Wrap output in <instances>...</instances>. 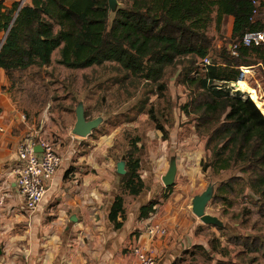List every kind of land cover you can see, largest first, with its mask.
I'll use <instances>...</instances> for the list:
<instances>
[{
    "label": "trees",
    "instance_id": "trees-1",
    "mask_svg": "<svg viewBox=\"0 0 264 264\" xmlns=\"http://www.w3.org/2000/svg\"><path fill=\"white\" fill-rule=\"evenodd\" d=\"M119 1L112 11L107 0H14L10 7L0 0V30L8 29L0 43V68L9 75L15 69L48 65L58 49L56 61L70 68L113 61L131 74L158 81L165 66L179 57L194 64L195 57L208 55L212 37L205 29L210 20L219 25L232 19L227 43L240 40L248 29L263 26L250 19L251 0ZM227 43L221 46L219 59H211L204 75H190V68L183 81L192 93L181 108L186 112L190 105L196 127L207 136L205 146L211 156L201 161L202 169L217 171L239 162L246 174L230 177L217 189L232 192V184L240 182L242 189L247 187L258 197L257 212L264 216V101L245 78L240 81L250 89L248 96L231 91L228 85L237 81L239 65L264 66V45H240L233 55ZM214 80L222 81L221 86ZM164 87L160 82L159 88ZM157 127L166 136L163 125ZM137 162L122 177L139 175L134 173ZM121 213L116 196L107 215L114 229L122 226L117 219ZM229 241L264 256L260 238L230 236Z\"/></svg>",
    "mask_w": 264,
    "mask_h": 264
},
{
    "label": "rangeland",
    "instance_id": "rangeland-1",
    "mask_svg": "<svg viewBox=\"0 0 264 264\" xmlns=\"http://www.w3.org/2000/svg\"><path fill=\"white\" fill-rule=\"evenodd\" d=\"M13 1L3 0V4L10 7ZM20 1L24 3L25 0ZM231 25V18L228 17L226 22L219 25L212 19L206 26L205 32L212 37L208 53L211 59H219L220 48L228 41ZM4 34L5 31L0 30V43ZM57 57L58 49H55L48 65L15 69L9 75L5 72L8 82L3 87L11 93L15 107L30 122H38L45 112L55 121L57 129L70 131L78 104L83 107L87 119L99 117L98 125L89 134L78 135L81 141L77 143L75 156H87L94 144L98 141L101 144V140L109 136L110 142L105 149L107 142L95 145L90 151L94 157L104 149L97 156L98 165L95 167L104 169L105 179L110 181L113 169L117 172L116 161L122 156L125 169L129 170L138 159L134 173L140 176L122 177L120 173L118 184L121 189L118 193H112L111 198L107 197L109 202L106 201V208H110L117 196L122 205L121 220L126 216L127 209L135 216L145 218L154 212L150 204L155 203L160 207L165 201L179 196L176 202L184 206L193 222H199L196 232L208 241L207 250L199 246L192 250L189 256L191 264H264L261 254L249 252L245 247L229 241L230 236L257 237L264 241V216L257 212L258 197L247 187L242 189L240 182L232 184V192L217 189L234 175L246 177L241 171V163L235 162L229 168L217 171L210 167L203 170L201 163L209 161L211 156L210 149L205 146L207 136L201 128L196 127V116L189 111L190 105L186 112L181 108L192 93V89L183 81L190 68V75H193L195 68L201 75L207 72L198 65L200 58L195 57L193 64L191 59L179 57L165 66L158 81H153L131 74L113 61L70 68L58 63ZM245 79L257 88L264 101V66L260 63L250 65ZM160 82L164 83V88H159ZM213 83H217V80ZM230 87L233 92L241 91L235 86ZM159 124L167 131L166 136L157 127ZM197 150L201 151L198 160L190 156ZM171 156L176 159L177 169L175 183L167 188L161 176ZM178 168L180 173L176 182ZM209 186L212 197L205 211L219 217L223 222L221 227L203 223L191 211L192 197ZM214 195L217 196L216 200H212ZM29 224L16 226L15 233L28 231L31 228ZM40 224L44 228L46 223ZM43 228L38 227L37 231L42 233Z\"/></svg>",
    "mask_w": 264,
    "mask_h": 264
},
{
    "label": "crops",
    "instance_id": "crops-1",
    "mask_svg": "<svg viewBox=\"0 0 264 264\" xmlns=\"http://www.w3.org/2000/svg\"><path fill=\"white\" fill-rule=\"evenodd\" d=\"M7 82L5 70L0 68V264H137L132 253L135 246L152 252L157 264H191L189 256L194 248L207 250V239L196 232L199 222H193L184 206L176 202L179 196L160 207L154 205L149 217L135 216L127 209L123 220L117 218L122 226L114 229L107 216L106 201L121 189L120 174L113 169L109 181L104 178V169L95 167L97 156L110 142L109 136L101 140V144L107 143L94 157L90 151L99 141L87 156L76 157L81 139L72 128L57 129L45 112L39 123L30 122L3 87ZM36 128L57 141L63 160L37 210L28 214L11 170L17 163L19 140ZM200 153L197 150L190 156L198 160ZM179 173L178 168L176 182ZM71 217H75L74 221ZM40 222L46 223L44 228ZM152 222L165 226L167 234L150 239L146 229ZM21 223H30L31 228L15 233ZM38 227L43 228L42 233Z\"/></svg>",
    "mask_w": 264,
    "mask_h": 264
},
{
    "label": "built area",
    "instance_id": "built-area-1",
    "mask_svg": "<svg viewBox=\"0 0 264 264\" xmlns=\"http://www.w3.org/2000/svg\"><path fill=\"white\" fill-rule=\"evenodd\" d=\"M253 8L251 21H259L263 24L261 28L246 30L240 40L228 42V48L233 55L238 54L240 45H264V0H251ZM211 64L210 56L200 58L199 66L206 70ZM239 77L245 78L250 71V65H239ZM199 74L198 69L193 71V75ZM235 81L228 82L229 86H235ZM222 81H217L221 86ZM236 87V86H235ZM39 146L40 150L35 147ZM17 163L12 167L11 172L14 177V184L23 202V208L28 214L37 210L38 205L43 200L49 186L51 185L56 171L63 160L56 140L42 133L39 129H34L25 134L18 142ZM146 232L150 239L167 234V228L159 223H149ZM132 253L136 257L137 264H157V258L152 252L140 246L132 248Z\"/></svg>",
    "mask_w": 264,
    "mask_h": 264
},
{
    "label": "water",
    "instance_id": "water-1",
    "mask_svg": "<svg viewBox=\"0 0 264 264\" xmlns=\"http://www.w3.org/2000/svg\"><path fill=\"white\" fill-rule=\"evenodd\" d=\"M110 10H114L117 7L118 0H107ZM8 29L6 30L4 36L6 35ZM240 79V78H238ZM100 121L99 117L87 119L84 114V109L81 104H78L75 109V122L72 126V132L77 135L85 136L91 132V130L98 125ZM36 150H40L39 146L35 147ZM177 169V163L174 156L169 159L168 167L161 176V181L165 187L171 186L174 183V177ZM116 171L118 173H124L125 160L123 156L116 161ZM212 188L207 187L202 193L196 194L192 197L191 201V211L192 213L200 219L205 224L212 225L215 227H221L223 225L222 220L216 215L209 214L205 211L207 202L211 200ZM75 217H71L74 221ZM1 252V250H0Z\"/></svg>",
    "mask_w": 264,
    "mask_h": 264
},
{
    "label": "bare ground",
    "instance_id": "bare-ground-1",
    "mask_svg": "<svg viewBox=\"0 0 264 264\" xmlns=\"http://www.w3.org/2000/svg\"><path fill=\"white\" fill-rule=\"evenodd\" d=\"M242 78L240 79H237V81H235V86L237 88H239L246 96L249 95V92H250V89L249 88H246L245 86H243V84L241 83V80Z\"/></svg>",
    "mask_w": 264,
    "mask_h": 264
}]
</instances>
